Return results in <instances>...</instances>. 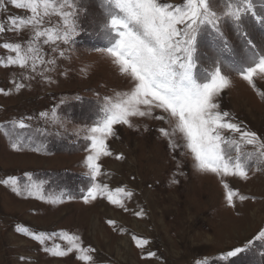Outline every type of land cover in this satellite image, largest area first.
Returning <instances> with one entry per match:
<instances>
[{
    "label": "rangeland",
    "instance_id": "obj_1",
    "mask_svg": "<svg viewBox=\"0 0 264 264\" xmlns=\"http://www.w3.org/2000/svg\"><path fill=\"white\" fill-rule=\"evenodd\" d=\"M160 2L176 6L184 0ZM226 3L212 0V8L221 14L223 38L209 26L201 28L196 72L210 69L217 49L227 41L230 50L219 56L231 84L216 103L220 111L230 114L226 119L264 140V96L260 94L264 79L256 77L253 88L233 70L251 49L238 37L236 23L222 15ZM75 4L78 33L74 42L46 45V37L36 40L34 46L45 63L37 62L35 71L31 61L24 68L7 64L16 53L3 47L19 43L26 51L34 35L31 28L0 33V264H197L205 260L208 264H264V242L255 239L264 229V165L250 163L247 179L224 178L238 193L230 206L221 177L196 168L179 134L171 137L161 132H171L175 121L156 119L167 116L159 109L150 116L130 117L131 126L114 125V135L106 140L111 155H102L98 161L101 172L96 183L107 184L124 207L105 196L85 202L93 183L86 167L90 154L86 129L97 121L105 97L129 91L134 82L97 51L108 46L102 0H75ZM253 5L264 15V0H253ZM28 16V11L5 0L0 24L12 29L10 18L19 21ZM61 24L52 15L40 27ZM241 24L255 50L264 53V26L250 14L243 16ZM50 60L55 62L49 64ZM20 123L26 127L20 128ZM225 135L239 140V134ZM173 141L180 146L174 149ZM242 148L251 150V146ZM9 178L15 179L19 192L13 191L11 183H3ZM36 185L40 192L29 195L26 189ZM32 234H43L44 243ZM65 236H78L80 248L91 251H67L71 245ZM133 236L149 244L138 247ZM57 246L67 254L45 251ZM237 247L245 251L220 259ZM148 252L155 256L149 257ZM81 255H90L92 261L79 259Z\"/></svg>",
    "mask_w": 264,
    "mask_h": 264
},
{
    "label": "snow or ice",
    "instance_id": "obj_2",
    "mask_svg": "<svg viewBox=\"0 0 264 264\" xmlns=\"http://www.w3.org/2000/svg\"><path fill=\"white\" fill-rule=\"evenodd\" d=\"M10 3L17 9L28 11L30 16L20 18L19 21L10 18L13 28L6 29L0 24V33L31 28L34 35L26 51L19 43L3 44L4 48L16 53L15 57L8 58L7 64L24 68L31 61L32 70L35 71L37 62L45 63L40 49L34 46L36 40L46 37L43 41L46 45L50 42L55 44L57 41L65 44L74 42L78 33L75 0H10ZM4 4L5 0H0V9ZM102 7L105 14L103 32L108 46L97 51L110 58L119 73L130 78L134 84L127 92L117 93L115 97H105L97 121L86 129L85 139L90 142V149H86L90 151L86 157V167L93 183L87 189L85 202L105 196L109 202L124 207L122 200L108 190L107 184L96 183L101 172L98 161L102 155H111L106 140L114 135V125L131 126L130 117L150 116L154 110L159 109L167 116L162 114L156 116V119L171 118L175 121L171 132L164 129L161 132L171 137L179 134L184 142L183 147L191 153L196 168L221 177L226 200L232 206L233 198L238 193L224 178L247 179L250 163L257 167L264 165V140L256 133L242 130L238 124L226 119L230 114L220 111L216 103V98L231 84L230 78L222 71L219 56L220 53L230 50L227 41H223V47L217 49V57L211 68H205L197 75L196 41L201 28L209 26L223 38L219 27L221 14L212 8V0H184L182 5L176 6L160 0H102ZM249 14L258 24L264 26V15L255 11L253 0H227L222 13L236 23L238 37L251 49L245 60L233 70L256 88L255 78L264 79V53L255 50L256 45L247 37L246 30L242 27L243 16ZM52 15L59 17L62 24L59 27L41 29L45 18ZM54 62L48 61L49 64ZM260 94L264 96V91ZM19 127L24 128L26 125L20 123ZM225 132L239 134V140L225 135ZM242 145L251 146V150L245 151ZM12 146L17 147L15 143ZM179 146L172 142L174 149ZM233 151L235 155L232 154ZM3 183H11L13 191L19 192L14 178ZM26 190L29 195H33L40 192V187L29 186ZM116 192L129 198L132 196L131 192L124 189H116ZM239 198L247 199L245 196ZM136 215H142V212ZM109 224H114V221H109ZM17 230L27 231L20 228ZM32 235L41 244L44 243L43 234ZM64 238L71 245L67 251H72L73 248L81 252L91 251L80 248L76 243L79 241L78 236ZM132 239L141 248L149 244L147 239L136 236ZM255 239L264 242V229ZM251 243L252 241L248 242L249 245ZM45 251H51L54 256L67 254L59 246L55 249L46 248ZM242 251L245 249L237 247L223 253L220 259L227 260ZM147 255L154 257L155 253L148 252ZM79 259L92 261L90 255H81ZM197 264L208 262L198 261Z\"/></svg>",
    "mask_w": 264,
    "mask_h": 264
}]
</instances>
